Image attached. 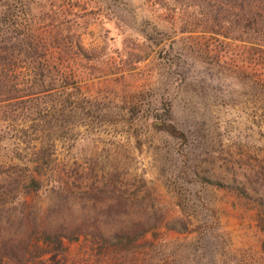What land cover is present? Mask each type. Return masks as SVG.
<instances>
[{
    "label": "rangeland",
    "instance_id": "374dc122",
    "mask_svg": "<svg viewBox=\"0 0 264 264\" xmlns=\"http://www.w3.org/2000/svg\"><path fill=\"white\" fill-rule=\"evenodd\" d=\"M248 4L264 8V0H0L1 36H17L13 21L26 17L41 36H69L83 49L63 52L79 95L69 87L63 105L14 107V119L30 124L34 110L50 111L66 130L41 191L16 216L9 205L0 211V237L34 240L22 219L33 216L93 219L109 238L132 222L158 224L125 249L81 237L28 264H264L262 57L251 35L210 31L214 9L239 15ZM4 110L0 160L18 133ZM118 196L127 208L113 206Z\"/></svg>",
    "mask_w": 264,
    "mask_h": 264
},
{
    "label": "trees",
    "instance_id": "16d2710c",
    "mask_svg": "<svg viewBox=\"0 0 264 264\" xmlns=\"http://www.w3.org/2000/svg\"><path fill=\"white\" fill-rule=\"evenodd\" d=\"M240 9L242 13L239 15L233 11L221 13L222 10L214 9L215 26L210 31L231 40H237V36L251 35L250 41L253 40L251 42L255 43L262 57L261 71L256 80L264 99V8H253L248 4L247 7L241 5ZM2 15L0 12V25L7 22ZM14 23L21 27L17 36H1L3 30L0 29V108L2 112L5 109L2 121L17 120V125L9 130L23 131L9 137L14 141V148L0 160V166L8 168L0 178V211L9 205L12 206L11 215L16 216L18 206L26 205L24 198L38 194L46 179L51 177L54 147L66 128L58 123L57 118L54 121L47 119L52 115L50 111H45L42 118L34 110L35 117L32 116L28 124L19 118L14 119L15 109L31 102L63 105L69 98V87L79 95L78 87L71 79L73 72L68 68L63 52L66 50L75 56L83 55V49L78 41L70 40L69 36H41L39 32L42 28L26 20V17L23 22L14 20ZM58 111L52 109L54 113ZM32 114L33 110H30L29 115ZM23 128L31 131L28 133ZM113 206L120 210L128 207L120 196ZM120 213L123 212L119 211L115 216ZM33 218L35 220V216ZM22 219L31 224L36 238L31 240L30 236L22 233L0 237V264H28L34 252L39 257L47 253L60 254L65 249V242H75L81 237H89L102 250L110 246L125 249V246L134 245L143 238L150 229L158 227V224L146 225L148 220H139L119 228L109 238L93 219L69 224L57 220L50 224L47 219L38 223L30 218ZM156 263L157 260L148 258V264Z\"/></svg>",
    "mask_w": 264,
    "mask_h": 264
},
{
    "label": "water",
    "instance_id": "95a60500",
    "mask_svg": "<svg viewBox=\"0 0 264 264\" xmlns=\"http://www.w3.org/2000/svg\"><path fill=\"white\" fill-rule=\"evenodd\" d=\"M154 126L157 127V128H164V127H167L168 124L165 123V122H155Z\"/></svg>",
    "mask_w": 264,
    "mask_h": 264
}]
</instances>
